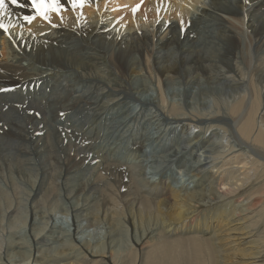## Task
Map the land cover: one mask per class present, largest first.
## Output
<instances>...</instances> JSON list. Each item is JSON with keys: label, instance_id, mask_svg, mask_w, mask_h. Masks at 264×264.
<instances>
[{"label": "bare ground", "instance_id": "obj_1", "mask_svg": "<svg viewBox=\"0 0 264 264\" xmlns=\"http://www.w3.org/2000/svg\"><path fill=\"white\" fill-rule=\"evenodd\" d=\"M139 3L0 9V264H264V0Z\"/></svg>", "mask_w": 264, "mask_h": 264}, {"label": "rangeland", "instance_id": "obj_2", "mask_svg": "<svg viewBox=\"0 0 264 264\" xmlns=\"http://www.w3.org/2000/svg\"><path fill=\"white\" fill-rule=\"evenodd\" d=\"M109 1V0H108ZM133 1V3H135V5H134V7L136 8V6L137 5H139L140 6V3H139V1H141V4H143V3H145V4H147L148 3V1L149 0H132ZM150 1H152V0H150ZM111 5H110V3H108V4H104L103 5V9H102V11L104 12V14H108V15H113L114 13H122V14H124V15H126L127 13H128V11L126 10L127 8H123V7H120L119 5H115V6H112V7H110ZM118 6L120 7V8H118ZM116 7H117V9H116ZM115 10V11H114ZM118 13V14H119ZM120 13V14H121ZM94 16V14H92V16L91 17H93ZM122 17H120V19H121ZM150 22V20L149 21H147V23H149ZM223 99H226L227 98V96L224 94L223 96ZM174 98H178V97H174ZM175 99V100H176ZM232 98H231V96H228V100L230 101ZM224 106H225V104H224ZM264 109L262 110V112H260V111H258L257 113L259 114V116H261V118H263L264 119ZM260 112V113H259ZM256 113V112H255ZM241 112L239 113V116H241V115H243V114H241ZM257 114V115H258ZM262 114V115H261ZM255 117H257V116H255ZM140 130H142L141 131V134H142V132L143 133H145L146 134V132L148 131V130H146L145 129V124H143L141 127H140ZM145 131V132H144ZM129 146V147H128ZM132 146V144H130V143H128V144H126V147H124V149H122V151H121V153L119 154L120 155V162H118V164H119V166H126V165H128L129 166V164H127V163H125L124 164V162L122 161V159H124L125 157H127V159L129 160V157H130V153H129V150H131L130 149V147ZM130 155H129V154ZM126 154H127V156H126ZM199 154V153H198ZM196 155V154H195ZM195 155H193L191 158H190V160L192 159L193 160V157H195ZM124 156V157H123ZM129 156V157H128ZM253 156L254 157H256L257 159H259L261 162H263V164H264V152H254L253 153ZM148 164V163H147ZM147 164H145L143 167H140L138 164H135V166H139L138 168L136 167L135 168V166L133 167H131V170L133 171V172H135V174L137 173V172H140L141 171V169L140 168H143V171H145V172H147L148 171V166H146ZM128 166H126V167H128ZM130 167V166H129ZM145 167V168H144ZM147 168V169H146ZM172 171H171V170ZM168 170V171H167ZM181 170V171H180ZM131 173V172H130ZM185 175V173H184V170L181 168H179V167H176L174 164H170V165H168V166H166L165 167V169L163 170V172H160L158 175H153V177L155 178H153L152 180H150V181H152V182H158L162 177H163V179L166 181H168V183H170L171 184V186L172 187H174L175 185L176 186H180L181 188L182 187H185V186H187V185H184V186H181V184L179 183V181L180 182H182V181H184V179H185V177L186 176H184ZM140 176V175H139ZM139 176L137 177V179L135 180L136 182L135 183H137V185L136 186H140L141 185V182L138 180V178H139ZM168 178V179H167ZM139 182H138V181ZM154 180V181H153ZM17 182V185L21 188V187H24L25 188V192L28 190L29 191V187L28 186H26V185H24L20 180H16ZM20 181V182H19ZM71 182H70V184H72L73 182H72V180H70ZM166 181V182H167ZM175 182V183H174ZM20 183H22V184H20ZM140 183V184H139ZM142 187V188H141ZM144 187H146L147 188V186L145 185ZM139 188H141V189H146V188H143V186L141 185ZM257 193H259V192H257ZM256 193V194H257ZM19 195V196H18ZM264 195V194H263ZM151 197H155V196H153V195H150ZM13 197H15L14 198V200H13ZM24 197H25V194H24ZM23 197V198H24ZM263 197V198H262ZM19 198V199H18ZM261 198H262V200H261ZM10 199L11 200H13V202L14 203H16V201L18 200V201H20V194H17L16 196H13V195H11V197H10ZM60 199V200H59ZM59 202H58V201ZM259 200H260V202H258V204L256 205L257 207H255V211H254V213H255V216H254V218L252 217V223L250 224V227H251V229L253 228L254 230H256V234H257V236H258V238L262 241L261 243L263 244V246H264V233L262 232V231H264V223H262L264 220V196H260L259 197ZM21 201H23V199L21 200ZM60 201H62V203L63 204H61L60 203ZM66 201H74V199H72V200H67V199H65V197L63 196V197H59L58 199H56L55 200V202H48L47 204H46V209H48V210H52L53 212H54V210H55V214H54V216H53V220H54V222H56V223H59V225H60V227L63 225V226H65L66 227V224L64 223V216H63V214H61V212L62 211H64L63 209L64 208H66V206H67V204H66ZM262 201V202H261ZM51 203V204H50ZM61 205H60V204ZM65 204V205H64ZM49 205H51V207L48 206ZM58 205H60V209H59V206ZM120 206H122V204H120ZM62 207H63V209H62ZM54 209V210H53ZM60 210H61V212H60ZM259 215H258V214ZM57 214V215H56ZM61 214V215H60ZM56 216V217H55ZM57 216H59L58 217V219H57ZM66 218V217H65ZM256 218V219H255ZM62 219H63V221H62ZM206 219H208V218H206ZM205 219V220H206ZM52 220V221H53ZM66 220L67 221H70L71 222V218L70 217H67L66 218ZM256 220V222H258L257 224H255L253 221H255ZM263 224H261L260 222ZM61 222V223H60ZM151 223H153V221H150ZM3 223H4V229L6 230V228H7V221H6V219H5V221H3ZM3 223H0V225L2 224L3 225ZM63 223V224H62ZM254 224H255V226H254ZM260 224V227H258V225ZM68 225V224H67ZM257 225V226H256ZM18 226H22L20 223H18ZM1 228H0V232H1V234H0V240L1 239H5L6 237H8L10 234L8 233L9 231H11L12 233L14 232V230L13 229H16V227L15 228H13V229H11V230H9L10 228H8L7 230H6V232H5V230H3V227L2 226H0ZM255 227V228H254ZM258 227V228H257ZM263 227V228H262ZM73 227L72 226H70V229H72ZM257 228V229H256ZM259 229V230H258ZM13 230V231H12ZM17 230V229H16ZM15 230V231H16ZM65 229H63L62 231L65 233V231H64ZM83 230V229H82ZM253 230V231H254ZM4 231V232H3ZM56 231H58V230H56ZM61 231V230H60ZM99 231H100V229H99ZM99 231H98V229H94V236H96L97 237V234L99 233ZM101 231H102V229H101ZM104 231V230H103ZM10 232V233H11ZM97 232V233H96ZM4 233V234H3ZM15 234L14 235H16V232H14ZM21 234H25V232L23 233V231L21 232ZM26 234L28 235V233L26 232ZM26 235V237H28ZM77 236H80V235H77ZM133 235H132V233H131V231H129L128 233H126V234H121V235H119L118 237H117V239L119 240V242L117 243V248H118V251L119 252H122V254H124V258L122 259V260H119V262H121V263H123V264H125V262L127 261L128 262V264H129V262H131L133 259L130 257L131 255H129L130 253H131V251L129 252V247H131V243L133 244ZM127 239V240H126ZM128 239H130L129 241H128ZM29 240V239H28ZM122 240H124V242L122 241ZM126 242H128V243H126ZM124 243H126V244H124ZM120 244V245H119ZM125 247V248H124ZM124 249V250H123ZM3 250V249H2ZM2 250H0L1 252H2ZM121 250H123V251H125V253L123 252V251H121ZM129 253H128V252ZM0 252V253H1ZM126 254L127 255H129L128 257L126 256ZM126 256V257H125ZM126 258V259H125ZM127 258H128V260H127ZM137 258H138V256H137ZM129 259H130V261H129ZM4 261V260H3ZM127 262H126V264H127ZM6 264V263H5ZM8 264V263H7Z\"/></svg>", "mask_w": 264, "mask_h": 264}, {"label": "snow or ice", "instance_id": "obj_3", "mask_svg": "<svg viewBox=\"0 0 264 264\" xmlns=\"http://www.w3.org/2000/svg\"><path fill=\"white\" fill-rule=\"evenodd\" d=\"M89 2V0H68V3L73 7H83L85 3ZM8 3L15 5L19 8L31 7L35 10L34 15H25L22 17L24 21H27L29 24L36 18V16H40L44 20L49 19L50 12H59L61 7V0H29L28 4L21 3V0H8ZM6 7V0H0V9ZM139 5L136 8H133V12L137 11ZM3 13H0L2 15ZM0 29H2L5 33L8 32V26L5 25L2 21H0Z\"/></svg>", "mask_w": 264, "mask_h": 264}]
</instances>
